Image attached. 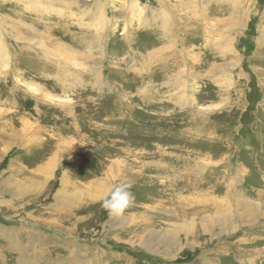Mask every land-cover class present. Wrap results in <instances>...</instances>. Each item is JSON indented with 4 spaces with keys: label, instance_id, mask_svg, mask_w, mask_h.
<instances>
[{
    "label": "rangeland",
    "instance_id": "obj_1",
    "mask_svg": "<svg viewBox=\"0 0 264 264\" xmlns=\"http://www.w3.org/2000/svg\"><path fill=\"white\" fill-rule=\"evenodd\" d=\"M4 1L0 264H264V0Z\"/></svg>",
    "mask_w": 264,
    "mask_h": 264
},
{
    "label": "bare ground",
    "instance_id": "obj_2",
    "mask_svg": "<svg viewBox=\"0 0 264 264\" xmlns=\"http://www.w3.org/2000/svg\"><path fill=\"white\" fill-rule=\"evenodd\" d=\"M36 1V0H35ZM181 1V0H180ZM199 1V0H198ZM3 2H6V1H4V0H2V3ZM187 2V1H186ZM197 2V1H196ZM201 2V1H200ZM237 2V1H236ZM172 3V2H171ZM203 3V2H202ZM196 4V3H195ZM236 5V4H235ZM234 5V6H235ZM167 6H168V4H167ZM73 7H74V5H73ZM73 7H72V9H73ZM197 8V7H196ZM150 9V8H149ZM148 9V10H149ZM172 9V8H171ZM174 9V8H173ZM191 9V8H190ZM45 10H47V8L45 9ZM99 10V9H98ZM136 10V9H135ZM187 10V9H186ZM76 11V10H75ZM174 11V10H173ZM198 11V10H197ZM43 12V11H42ZM147 12V11H146ZM187 12V11H186ZM199 12V11H198ZM105 13V12H104ZM103 13V11L101 12L100 11V14H104ZM148 13V12H147ZM175 13V12H174ZM154 14H155V12H154ZM164 14V13H163ZM172 14V13H171ZM62 15L63 14H60V16H58V21H57V23L55 22H53L52 24H50L51 25V27L50 28H48L49 30H51V32L52 31H55V33H57L58 31L60 32H62L63 34H66L70 39V41L71 42H73V44H77V42H79V39H80V34L78 33L79 31H81L80 30V28H79V24H78V22L77 21H75V20H71V19H68L67 18V22H61V23H59L60 22V20H61V18H62ZM107 15V14H106ZM106 15L104 14L103 15V20H104V22H102V24H103V26H104V28L108 31V28H107V25H108V23H109V20L107 19V17H106ZM165 15V14H164ZM175 15V14H174ZM184 15V14H183ZM182 15V16H183ZM200 15V14H199ZM45 16V15H44ZM55 16V15H54ZM94 16V15H93ZM92 15H91V17H93ZM185 17H186V15H185ZM189 17V16H188ZM65 18V17H64ZM94 18V17H93ZM153 18V16L151 17V19ZM183 18V17H182ZM181 18V19H182ZM205 18V17H204ZM63 19V18H62ZM189 19H191V18H189ZM197 19V18H196ZM92 21V20H91ZM152 21V20H151ZM150 21V22H151ZM164 21V20H163ZM179 21V20H178ZM183 21V20H182ZM48 22V21H47ZM166 22V21H165ZM169 23L168 24H166V26L168 25L169 26V24H171V22H170V20L168 21ZM173 22H174V20H173ZM185 22H188L187 20L185 21ZM50 23V22H49ZM183 23V22H182ZM194 23V22H193ZM9 24V23H8ZM21 24V23H20ZM189 24V23H188ZM187 24V25H188ZM191 24V23H190ZM14 25V24H13ZM49 25V26H50ZM175 25H176V23H175ZM9 26V25H8ZM46 26V25H45ZM74 27L73 29H77V30H71V31H69V28L70 27ZM173 26V24H171V27ZM16 27V26H15ZM47 27V26H46ZM138 27V26H137ZM170 27V26H169ZM5 28V27H4ZM119 28V27H118ZM167 28V27H166ZM6 29V28H5ZM12 29H14L13 27H12ZM165 29V28H164ZM56 30H57V32H56ZM154 30L157 32V31H159L156 27H154ZM15 31V30H14ZM172 31V30H171ZM14 33V32H13ZM78 33V34H77ZM91 33V32H90ZM166 33V32H165ZM153 35V34H152ZM12 36V35H11ZM51 37H53L52 39H55V40H57V38L55 37L54 38V36L51 34ZM14 38V37H13ZM69 40H68V42H69ZM53 41V40H52ZM12 42V41H11ZM81 44V43H80ZM262 44V43H261ZM69 45V44H68ZM71 45V44H70ZM60 47H61V49L63 48V46L60 44L59 45ZM19 47H20V45H19ZM5 48V47H4ZM57 48V47H56ZM56 48H54L53 49V51H55L56 50ZM58 49V48H57ZM62 50H64V48L62 49ZM2 51V50H1ZM68 51H69V49H68ZM57 52V54H59L58 52H60V50L58 51H56ZM55 52V53H56ZM76 52V51H75ZM138 53V52H137ZM192 53V52H191ZM195 53V52H194ZM186 54V53H185ZM64 56H67V55H65V54H63ZM186 56V55H185ZM188 56V55H187ZM196 57H198V56H196ZM67 58V57H66ZM188 59V58H187ZM2 60V59H1ZM92 67V66H91ZM59 68V67H58ZM172 71V70H171ZM89 72V71H88ZM95 75V74H94ZM119 77V76H118ZM150 78V77H149ZM156 84V83H155ZM157 89V88H156ZM157 90H155V92H156ZM147 93V92H146ZM148 94V93H147ZM150 100V99H149ZM148 100V101H149ZM156 100V99H155ZM151 101H153L152 99H151ZM157 101V100H156ZM145 103V102H144ZM83 105V104H82ZM135 107V106H134ZM160 114V113H159ZM76 147V146H75ZM75 149V148H74ZM74 155V154H73ZM77 188V187H76ZM86 189V188H85ZM81 190V189H80ZM84 191V190H83ZM89 191H91V190H89ZM31 194V193H30ZM69 194V193H68ZM92 195V194H91ZM68 199V198H67ZM75 200V199H74ZM86 200V199H85Z\"/></svg>",
    "mask_w": 264,
    "mask_h": 264
},
{
    "label": "clouds",
    "instance_id": "obj_3",
    "mask_svg": "<svg viewBox=\"0 0 264 264\" xmlns=\"http://www.w3.org/2000/svg\"><path fill=\"white\" fill-rule=\"evenodd\" d=\"M127 183H116L102 201V206L111 216H119L131 206L133 196Z\"/></svg>",
    "mask_w": 264,
    "mask_h": 264
}]
</instances>
